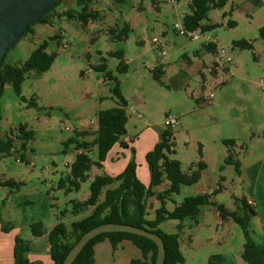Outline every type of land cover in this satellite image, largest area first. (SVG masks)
I'll list each match as a JSON object with an SVG mask.
<instances>
[{"label": "rangeland", "instance_id": "1", "mask_svg": "<svg viewBox=\"0 0 264 264\" xmlns=\"http://www.w3.org/2000/svg\"><path fill=\"white\" fill-rule=\"evenodd\" d=\"M190 1L160 0L156 8L152 0H92L91 7L98 11L100 18L84 25L79 19L62 13L63 0H60L50 10L48 21L34 23L9 47L3 58L6 64L23 63L44 40L48 41L46 50L54 52L56 57L48 70L26 73L21 93L27 100H22L11 84L5 86L0 97V134L15 131L20 124H27L35 132L34 139L23 151L26 161H19L20 154L14 149L0 158V174L18 183V187L0 186L3 225H12L22 237L31 236L30 227L22 223L21 193H49L56 211L69 226L72 221L91 213L92 206L74 212L71 201L88 198L91 181L102 173L100 167L94 166L89 178L78 188L67 181L60 189L59 183L70 175V165L75 158V144L69 139L75 137L86 122L96 121L100 109L118 103L111 92V79L97 68L102 64L118 78L122 95L128 102L127 137L133 138L128 147L130 158L134 153L137 163H142L140 151L160 140L166 129V115L172 114L178 118V123L174 127V151L167 152L168 156L180 160L182 169L188 170L199 159L201 149L202 159L209 165V176H214L221 185L215 193L217 201L234 207L248 195L246 175L239 173L234 164L225 163L222 157L228 154L225 139L235 140L234 157L244 165L264 150V86L261 85L264 82V38L260 35L264 25V0H228L225 6L210 10L209 19L215 27L208 33L216 34L233 56L232 73L218 70L216 74L210 68L216 60L214 54L208 51L197 54L204 39H191L173 28L176 22H182ZM73 8L79 9V5L74 3ZM230 20L235 21L233 26ZM126 24L130 28L125 38L110 33V28ZM59 32L61 37L55 38ZM155 36L166 44L167 56L163 59L154 48ZM241 38L249 40L252 48L233 45ZM120 50L124 52L121 58L114 55ZM184 54L197 70L188 77L181 75L187 63ZM121 62L127 65L126 71L119 70ZM159 64L166 67L167 76L157 80L151 69ZM211 92L213 98L208 102ZM33 95L37 107L27 105ZM91 155L98 158L96 148ZM143 166L140 174L145 170ZM168 183L165 179L155 190H165ZM191 192V186H183L179 193L166 200V207L173 210ZM158 193L148 200V219H153L161 206ZM54 220L55 217L45 219V226L50 228ZM177 223V219H168L160 227L172 232ZM212 225L213 228L193 222L184 228L180 249L185 261L179 264H210L208 254L216 253L219 244H223V251L238 247L236 232L243 231L240 224L234 225L236 232L233 235L229 232L230 237L225 242L221 241V224ZM34 252L42 253V249ZM131 257L134 256L127 249L115 251L108 244L106 249L98 251V264H126ZM233 262L238 264L234 259L228 264Z\"/></svg>", "mask_w": 264, "mask_h": 264}, {"label": "trees", "instance_id": "2", "mask_svg": "<svg viewBox=\"0 0 264 264\" xmlns=\"http://www.w3.org/2000/svg\"><path fill=\"white\" fill-rule=\"evenodd\" d=\"M60 1V0H59ZM58 1V2H59ZM160 0H152L153 4L158 5ZM228 0H191L189 10L184 14L182 23L185 27L194 29L201 26L204 30H210L215 27L209 19V12L213 8L225 6ZM57 2V3H58ZM92 0H76L79 9H66L62 13L70 18L79 19L84 25L99 19L97 10L91 8ZM50 11L37 21L30 24L23 33L37 22H46L49 20ZM130 26L128 24L123 27H112L110 33L113 36H118L123 39L127 36V31ZM62 33L55 34V38L61 37ZM260 35L264 38V25L260 28ZM48 41L44 40L36 47L30 56L21 64H6L2 61L0 66V97L7 84H11L16 93L21 96L22 100H27L21 93V86L26 77V73L30 70H36L38 73L48 70L56 57L54 52L46 50ZM234 46L241 48H252V43L241 38L233 42ZM206 46V45H204ZM213 49L212 46H206ZM114 55L123 57V50L114 52ZM104 71L106 77L111 79V92L117 97V105L100 109L97 113L99 127L97 136L93 141H75L70 139L69 142H76L75 147L88 148L90 145H95L98 158L94 159L89 150L76 153L74 160L70 165V175L66 179H61L59 188H64L66 182L69 181L75 188L80 186V183L89 178V171L94 166L102 167L103 161L111 148L119 143L123 147H129L127 143V122L129 115L127 113V100L122 95L121 87L118 78L113 76L106 69V64L97 67ZM127 65L120 63L119 70L126 71ZM155 79L160 80L163 71L159 67L151 69ZM28 106H38L36 97L33 95L28 100ZM1 125V116H0ZM1 131V128H0ZM87 131L82 132L86 134ZM173 132L166 128L161 134L160 140L154 147L146 153V160L150 171V183L146 185L137 174V161L133 153L125 168L118 174L112 176L107 173L97 174L90 184V194L83 201L72 200L74 212L84 210L87 206L93 205V211L80 220H75L69 229L63 221L58 222L53 228L48 229L43 220H38L29 224L32 233L35 236L48 234L50 243V255L54 264H62L66 254L81 237V235L91 227L103 222H125L144 227L151 231L160 234L165 243V259L163 264H179L185 261V257L180 249V234L183 231L182 224L176 232L163 231L159 224L167 219H177L183 221L186 218H191L197 222V216L200 211V206L206 203L212 204L217 210L219 216L223 219L232 218L242 226L245 231L246 240L242 250V258L245 264H264V248L259 247L249 236L246 230L247 221L249 219L248 209L253 212V209L242 199V214L238 210L228 209L224 203L211 200V194L200 193L196 195L186 196L181 202L177 203L173 210H168L166 200L171 199L174 194L181 191L183 185H192L198 182L201 178L202 171L206 168V163L202 159V151H199V159L192 164L188 170L182 169L181 161L168 156L167 152L174 151L172 146L174 138H171ZM34 130L28 127L27 124H20L15 131H10L5 135L0 134V158L8 155L16 146L17 140H23L22 146L26 145V141L33 139ZM228 145V154L225 158V163H232L236 170H240V161L234 157L233 146L235 140L225 139ZM69 144L65 145V150ZM134 150V148H133ZM134 152V151H133ZM23 160L26 159L23 157ZM167 179L169 186L162 192L157 194L161 200V206L156 209V214L153 219H148V199L154 194L153 187L161 184ZM222 179V178H221ZM109 187L104 193L103 200H100L102 190L105 186ZM5 184H18L13 179L5 180ZM221 189L220 183L212 194H215ZM8 230V228H4ZM108 237L114 247L123 239H130L137 245L141 251L143 259H133L129 264H154L157 255V244L150 238L130 232H104L92 238L77 255L72 264H96L95 262V245L99 241ZM30 250V244L27 240L21 237H16L14 246L15 264H33L27 256Z\"/></svg>", "mask_w": 264, "mask_h": 264}, {"label": "crops", "instance_id": "3", "mask_svg": "<svg viewBox=\"0 0 264 264\" xmlns=\"http://www.w3.org/2000/svg\"><path fill=\"white\" fill-rule=\"evenodd\" d=\"M74 3H76V0H63V4L61 6L62 10L64 11L66 9L73 8ZM155 7L159 8V3ZM230 23H232L231 26H233L235 24V21L230 20ZM201 51H208V52L213 53V49L204 46V44L202 45L201 49L197 51V54H200ZM183 56L185 57L186 62L188 64L185 62L186 67L183 70V73L181 75H183L184 77H188V75H190V74H195L197 72V70L195 69V66L192 64V60L186 54H184ZM155 67H159L163 71L162 78H165L167 76L166 70H165L166 67L163 64L156 65ZM210 68H211V66H210ZM211 71L214 74H216V72L214 70L211 69ZM7 85H9V84H7ZM98 127H99V122H98V115H97L96 121L92 120L90 122H86V124L83 125L81 127V129L77 132V135L75 137H72L71 139H73L75 141L78 140V141H90L91 142L97 136ZM84 131H87V133L82 134V132H84ZM34 137H35V135H34ZM81 138H83V139H81ZM30 140L31 139L26 141V145L24 147L22 146L23 140H17L16 141L15 151L20 154V158L19 157L17 158L19 161L23 160V157H24L23 151L26 150L27 144ZM126 140H127V143L129 145H131L133 142L132 137H127ZM72 143L76 144V142H72ZM153 147L154 146L152 145L149 149L140 151V158H141L140 160L142 163H140V164L137 163L138 164L137 174H138L139 178L146 185H149L151 177H150V171H149V167H148V163H147L145 154L149 150H151ZM94 148H96L95 145H90L88 148L81 147L79 149H76V147H75V155H76V153L80 152V150L81 151L89 150L92 153ZM128 150H130L128 147H123L119 143L115 144L111 148L109 153L107 154L106 159L103 161V166L101 167V172L107 173V174L112 175V176L120 173L125 168V166L127 165L128 161L130 159L131 154ZM66 151H67V148H66ZM253 154L254 155L256 154L255 150L253 151ZM222 158L225 159L226 157H222ZM205 163L207 166L202 171L200 180L198 182L192 184V185H188V186L192 187V192L190 193V195H196V194H200V193H209L212 195L211 200L217 201L215 198V194H212V193L217 188L218 182L216 181V178L214 176L213 177L209 176V174H208L209 165L206 161H205ZM143 165H145V170H143L142 174H140V168ZM238 172L241 174L243 173V175H246V179L248 181V188H247L248 195H245L244 198L248 204V207L250 206L253 209V212H251V210L248 209V212L250 211L251 215L249 214L250 217H249V219L247 221V225H246L247 233L249 234V236L253 239V241L258 246H260L261 248H264V150L259 154V156L255 160H253L249 164L244 165L243 162L240 161V170ZM102 173H100V174H102ZM7 179H9V178H6L4 174L3 175L0 174V186L1 185H7V184H5V180H7ZM163 182L161 184H163ZM161 184L153 187V191L155 194L162 191V190L161 191L155 190L156 188L160 187ZM116 185H117V183H114L113 185H110V186H105L102 190V194L105 193L107 188L114 187ZM10 186H12V187L17 186L18 187V184H13ZM166 186H169V183ZM183 186H185V185H183ZM2 187H4V186H2ZM60 189H62V188H60ZM19 197H20L19 204H21L20 210H21V216H22V223L24 226L27 227L32 222H35L38 220L44 221L47 218L51 219L52 217H55V220L53 221V223H51L52 224L51 227L48 228V229H51L58 222L63 221L61 219L59 213L56 211V208L54 207L56 204H55V202L53 203V201L51 200V195L49 193L40 192V191L21 193ZM100 200H103V199H101V197H100ZM249 200H252L253 203H249ZM217 202H219V201H217ZM221 203H223V202H221ZM90 206L93 207L92 208V211H93V209H94L93 205H89L85 209L89 208ZM225 206L230 210H238L242 214V208H241L242 203L241 202L236 203V205L234 207H228L226 204H225ZM81 211H83V210H81ZM148 214H149V211H148ZM167 220L162 221L159 224V227L164 225V223H166ZM72 222H71V224H72ZM193 222H195L193 219H190V220L184 219L183 221L178 220V223L176 224V230L178 231L180 229L181 224L183 226V228H182L183 231L181 232L180 237L184 233V228H186L187 225H191ZM214 223L221 224V227H222L221 228L222 229L221 230L222 231V234H221L222 240L221 241L225 242L230 237L229 232H231L232 235H233L234 231L236 232V226H234L237 223L236 221H234L232 218H227V219L221 218L219 216L217 210L215 209V207L210 203H206V204L201 205L199 214L197 216L196 224L197 225L198 224H204L205 226L213 228L212 224H214ZM226 223H228L227 228H226ZM71 224H70V226L66 224V226L70 229ZM5 227L8 228V230H4ZM12 227H13L12 225L11 226L3 225L0 222V264H15V260H14L15 239H16V237H19V236L22 237V236L19 235V233L15 232V230H13L14 227L13 228ZM161 229L163 231L170 232V231H167L163 228H161ZM176 230L172 231V232H176ZM236 235L238 237V241H237L239 244L238 247L237 248L235 247L229 251H223V249H221L223 244H219L221 246L219 247L220 249L217 250L216 253H213V254L209 253L208 254L207 258H208L210 264L216 263V262L218 264H228V261L230 259L237 260L238 264H245L243 258H241L242 257L241 253H242L244 243L246 240L244 229L242 232L237 231ZM22 238H24V240H27L30 244V250L27 252V256H28L29 260L31 262H33V264H54V262L51 258V255H50V243L48 240V234L47 233L40 235V236H35L32 233L31 236L22 237ZM212 240H213V237L211 238V241ZM108 244H110L111 247L115 251H119V249H127L129 252H132L134 257H131V259H129L128 263H126V264H129L131 262V260H133V259H143L141 249L137 245H135L130 239H123L122 241H120L118 243V245L116 247H114L112 245L110 239L108 237H106L103 240L96 243V245L94 247L95 248V262H96V264H98V251L100 249H106ZM180 247H181V245H180ZM35 249H37V250L42 249V253L34 252ZM232 264H235V262H233Z\"/></svg>", "mask_w": 264, "mask_h": 264}, {"label": "water", "instance_id": "4", "mask_svg": "<svg viewBox=\"0 0 264 264\" xmlns=\"http://www.w3.org/2000/svg\"><path fill=\"white\" fill-rule=\"evenodd\" d=\"M59 0H0V66L9 47L33 22L47 14ZM251 215V212L249 211ZM104 232H130L152 239L157 244L154 264H163L165 243L160 234L125 222H103L86 230L66 254L62 264H72L84 246Z\"/></svg>", "mask_w": 264, "mask_h": 264}, {"label": "built area", "instance_id": "5", "mask_svg": "<svg viewBox=\"0 0 264 264\" xmlns=\"http://www.w3.org/2000/svg\"><path fill=\"white\" fill-rule=\"evenodd\" d=\"M174 3L177 0H172ZM173 28L179 32L180 34L186 35L187 37L191 39H204V45L206 46H212L213 47V53L216 57V60L211 65L212 70L215 72H218V70H226L230 73H232V70L230 68L233 56L229 49H227L222 43L221 40L218 38L216 34H209L207 30H204L201 26L190 29L184 26L182 22H176L173 25ZM153 44L154 48L157 50L158 55L160 58H165L167 56V51L165 47V42L162 38L154 37L153 38ZM261 85L264 86V82H261ZM213 98L212 92L210 93L208 97V102H211ZM139 116L143 117L142 114H139ZM178 123V118L172 114H167L164 124L166 128L170 129L173 134L171 135V138H175V130L174 127ZM81 152V150H80ZM249 203H253L252 200H249Z\"/></svg>", "mask_w": 264, "mask_h": 264}]
</instances>
